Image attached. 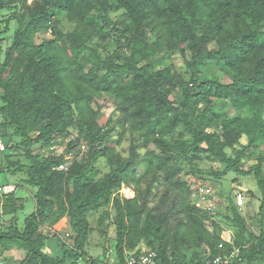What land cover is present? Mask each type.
Segmentation results:
<instances>
[{"label": "trees", "instance_id": "obj_1", "mask_svg": "<svg viewBox=\"0 0 264 264\" xmlns=\"http://www.w3.org/2000/svg\"><path fill=\"white\" fill-rule=\"evenodd\" d=\"M3 11L0 173L22 175L14 186L33 188L36 209L20 226L17 189L0 187V263L18 249L20 264H128L143 244L155 264L234 249V264H264V0H0ZM106 100L118 115L102 123ZM197 179L228 184L226 213ZM97 213L117 263L112 248L86 249Z\"/></svg>", "mask_w": 264, "mask_h": 264}, {"label": "rangeland", "instance_id": "obj_2", "mask_svg": "<svg viewBox=\"0 0 264 264\" xmlns=\"http://www.w3.org/2000/svg\"><path fill=\"white\" fill-rule=\"evenodd\" d=\"M11 12L9 11H3L2 13H0V22H2L3 20L7 19L9 17ZM14 25V23H12V26ZM8 39V40H7ZM6 39V42L4 44V48L7 49L8 48V42L9 40H11L9 37ZM38 42H41V39L38 38L37 40ZM176 67L177 68H183L184 64L183 61H181L179 58H176ZM100 105L103 107V117L101 119V122H106L107 119L114 114V117L117 118L118 113L114 112V106L112 104H110L109 102L106 101H101ZM116 113V114H115ZM114 137H118V135L115 133L113 135ZM69 139H65V145H62L60 147H58V149L56 150L57 154H62L65 149H66V144L68 143ZM243 144L247 143V139L243 138L242 139ZM115 146H117V149L119 151L122 152V154L124 156H128L129 155V146H130V142L128 140H124L120 145L116 143H114ZM3 146V145H2ZM152 148L154 150H156L159 153H163L164 151L167 150L165 143L162 140H156L154 142V144H152ZM42 151L46 152V149L42 148ZM141 153H144L145 150L141 149L140 150ZM81 154V153H80ZM254 157V155H253ZM4 160V154L0 152V165L2 164ZM209 165V164H208ZM211 165V164H210ZM218 164H214L212 166H217ZM97 166L100 168V170L102 171V173H106L109 171V168L107 166V161L106 159H99V162L97 163ZM207 166V165H206ZM184 177V176H182ZM23 178L22 175H13L11 173H0V187L2 185L8 184V185H13V187H9L7 186V191L8 192H14V189L16 190L17 188H15L16 184L18 185V183L20 182V179ZM252 179V178H251ZM196 184H202V183H206L203 180H195ZM208 186H210L209 188H211V194L214 193L213 195V199L210 202H207V205H212V206H216L217 209H220L222 212L226 213V208H227V201H226V197L229 194V190L230 187L228 186V184H224L221 186H212L208 183H206ZM15 185V186H14ZM250 187H253V189L256 188V185L254 183H250L248 184L247 181H244V185L242 187V189L244 190H248ZM3 191H6L5 189ZM34 192L33 188L28 187V190L26 189H21L18 188L15 191V197L20 200V204L24 205V208L19 209L18 210V214H17V220H18V224L21 226L24 223V220L26 217H28L29 215H31L35 209H36V205H35V201L32 197V193ZM124 194L126 196H128L129 198H132L134 196V192L130 191V190H125L123 191ZM210 194V193H209ZM235 195V192L233 191L232 195ZM21 207V206H20ZM101 213V212H100ZM100 213H97L96 215L92 216V218L90 219L91 222V226L93 228H96L95 231L91 234L90 236V244L86 247V249L88 250V252L92 255V256H100L104 251H108V248H112V251L110 252V261L117 263L118 262V258L116 257L115 254V250L113 248L114 244H115V228L114 226L109 228L108 231V237H105L102 233L99 232V230L97 229L98 227V218L100 216ZM251 224H253L252 221H249ZM110 224V219H108L106 221V225ZM208 228L210 230H212V223L211 222H207ZM255 226V225H254ZM59 234L60 236L64 237V238H68L67 237V233L69 232V228H68V224L66 222H61L59 225ZM45 230V229H44ZM49 229H46V231ZM52 230V229H51ZM54 230V228H53ZM50 232V230L48 231ZM235 235V231H232L228 228H225L223 231V237L225 239H232V237ZM114 250V251H113ZM138 251L141 252H148L147 248L142 244L139 246V249H137ZM105 253V252H104ZM144 254V253H142ZM107 255V253H106ZM103 257V256H101ZM25 258V254L22 250H18V249H12L11 251H7L4 254V258L2 260V262L0 264H20L22 260H24Z\"/></svg>", "mask_w": 264, "mask_h": 264}, {"label": "built area", "instance_id": "obj_3", "mask_svg": "<svg viewBox=\"0 0 264 264\" xmlns=\"http://www.w3.org/2000/svg\"><path fill=\"white\" fill-rule=\"evenodd\" d=\"M0 148L3 149L1 142H0ZM5 190H6L4 191L5 193H9L7 191V187L5 188ZM201 191L204 192L205 194L211 193L210 190L204 191L202 188H201ZM237 203L238 205H243L244 197L239 195L237 199ZM224 240L225 242H229V243L231 242V239L228 240L224 238ZM219 248L224 249L223 244H220ZM211 254H212L211 252L208 253L209 258L212 256ZM238 255H239V250L234 249L230 255H226V256L219 255V256H215L214 258L211 257V259H209L204 264H234V260L238 258ZM155 258H156L155 253L148 251V253L141 255L139 259H136V258L130 259L128 264H155Z\"/></svg>", "mask_w": 264, "mask_h": 264}, {"label": "clouds", "instance_id": "obj_4", "mask_svg": "<svg viewBox=\"0 0 264 264\" xmlns=\"http://www.w3.org/2000/svg\"><path fill=\"white\" fill-rule=\"evenodd\" d=\"M9 187H13V186H9ZM5 188H6V187H5ZM5 188H4V189H5ZM14 191H15V189H14ZM9 193H11V192H9Z\"/></svg>", "mask_w": 264, "mask_h": 264}]
</instances>
